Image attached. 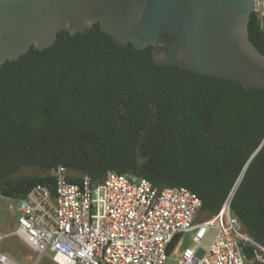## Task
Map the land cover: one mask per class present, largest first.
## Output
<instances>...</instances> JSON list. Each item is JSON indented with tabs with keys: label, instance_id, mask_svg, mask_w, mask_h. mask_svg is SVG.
Returning <instances> with one entry per match:
<instances>
[{
	"label": "trees",
	"instance_id": "trees-1",
	"mask_svg": "<svg viewBox=\"0 0 264 264\" xmlns=\"http://www.w3.org/2000/svg\"><path fill=\"white\" fill-rule=\"evenodd\" d=\"M247 28L264 55L254 12ZM263 139L264 89L158 66L150 47L117 45L98 24L60 31L49 48L0 67V199L36 185L53 193L58 165L71 183L85 175L96 185L113 171L184 187L211 216L233 191L241 233L264 251V143L245 167ZM21 164L44 172L12 177ZM254 250L243 247L246 264H263Z\"/></svg>",
	"mask_w": 264,
	"mask_h": 264
},
{
	"label": "built area",
	"instance_id": "built-area-1",
	"mask_svg": "<svg viewBox=\"0 0 264 264\" xmlns=\"http://www.w3.org/2000/svg\"><path fill=\"white\" fill-rule=\"evenodd\" d=\"M254 13L264 32V0H254ZM67 170L54 169V191L42 185L31 188L16 206H9L16 224L0 242L15 237L38 259L53 264H246L243 247L254 245V258L262 248L241 233L230 210L233 191L210 219L197 223L201 201L184 187L157 188L132 174L106 173L92 185L88 176L78 183L67 180ZM225 217V221H223ZM213 238L202 257V240ZM186 234L191 244L181 243ZM179 237L170 253L167 249ZM0 264H15L0 253Z\"/></svg>",
	"mask_w": 264,
	"mask_h": 264
},
{
	"label": "water",
	"instance_id": "water-1",
	"mask_svg": "<svg viewBox=\"0 0 264 264\" xmlns=\"http://www.w3.org/2000/svg\"><path fill=\"white\" fill-rule=\"evenodd\" d=\"M254 6V0H0V67L31 47L49 48L60 31L85 33L98 24L117 45L150 47L158 66L264 89V55L248 38Z\"/></svg>",
	"mask_w": 264,
	"mask_h": 264
},
{
	"label": "rangeland",
	"instance_id": "rangeland-1",
	"mask_svg": "<svg viewBox=\"0 0 264 264\" xmlns=\"http://www.w3.org/2000/svg\"><path fill=\"white\" fill-rule=\"evenodd\" d=\"M44 169L38 166L21 164L18 165L15 170L12 172V177H25L35 174L43 173ZM16 206V201L11 198L2 197L0 199V234L10 233L14 225L16 224V217L10 210L9 206ZM212 216L205 212L201 211L197 223L204 222L210 219ZM225 221V217H223ZM213 231H210L205 238L202 240L200 248L197 252V257H202L205 253L208 245L210 244L213 238ZM181 243L190 245L191 241L189 237L184 234L181 237ZM0 253L4 255L9 261L15 264H35L38 259V255L29 251L24 245H22L15 237H6L0 242ZM261 260H264V253L261 252ZM37 264H53L47 256H43L39 259ZM165 264H173L171 259H168Z\"/></svg>",
	"mask_w": 264,
	"mask_h": 264
}]
</instances>
